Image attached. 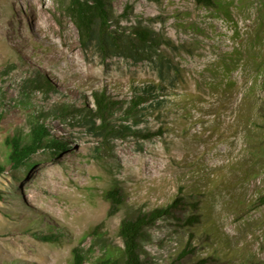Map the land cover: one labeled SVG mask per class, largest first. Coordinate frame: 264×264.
<instances>
[{
    "label": "rangeland",
    "instance_id": "374dc122",
    "mask_svg": "<svg viewBox=\"0 0 264 264\" xmlns=\"http://www.w3.org/2000/svg\"><path fill=\"white\" fill-rule=\"evenodd\" d=\"M220 1L230 19L194 0H107L111 27L152 30L156 52L104 57L56 0H0V165L30 115L67 141L28 173H0V264H75L73 249L94 264L122 247V219L166 206L140 241L148 264H264V76L252 83L242 57L264 54V0ZM257 29L259 48L247 44ZM147 86L131 114L133 88ZM95 92L119 102L106 121L124 132L101 131ZM25 93L34 108L18 105ZM112 186L124 203L109 216ZM50 229L58 244L40 239Z\"/></svg>",
    "mask_w": 264,
    "mask_h": 264
},
{
    "label": "trees",
    "instance_id": "16d2710c",
    "mask_svg": "<svg viewBox=\"0 0 264 264\" xmlns=\"http://www.w3.org/2000/svg\"><path fill=\"white\" fill-rule=\"evenodd\" d=\"M197 6L203 8H213L216 12L224 14L226 19H230L229 6L225 5L220 0H194ZM56 3L62 11L69 16L74 23L79 34V40L82 45L94 42L100 51L102 56H110L118 53H130L131 55L146 52V54L152 57V54L156 52L155 44L156 38L153 31L135 25L132 27V31L129 34L120 32L117 27L112 28L110 23L111 14L108 10L107 0H56ZM251 29V28H250ZM235 32V31H234ZM249 33L247 38V44L253 43L255 48L261 47V35L257 31H247ZM236 36L237 32H236ZM249 41V42H248ZM242 46L244 44L242 43ZM240 50L235 49V54L238 56ZM264 54H247L243 57L245 65L252 63L254 74L251 77L252 83H257L258 78L264 76ZM34 84V88L47 91L49 87L36 83V81H30ZM261 85L264 87V79L261 81ZM150 88V91L148 90ZM133 95L129 99V107L127 110H132L130 113L137 111L140 104L144 103L148 97H153V86L136 87L133 88ZM142 89V90H141ZM141 90V91H138ZM1 93V92H0ZM27 93V92H26ZM24 94L21 99L18 100V105L23 107L34 108V102L31 100L30 95ZM182 102L187 103L189 95H182ZM92 100L95 105L94 113L102 120L100 125L101 131L114 135L116 133L124 132V128L111 126L106 121L107 115L110 109L116 106L119 102L112 100L104 93L95 92L92 95ZM151 105L160 107L162 105L160 100H156V103ZM68 106L61 107V114L67 110ZM29 118V133L27 136L16 130L9 133L4 138V143L8 149L6 155V162L0 165V173L5 168L10 169L13 175H16L18 170H23L25 173L36 164L33 156L42 151L44 154H50V156H56L60 154L62 149L67 146V141L54 136L46 126L44 115L42 112L39 115H30ZM160 132V131H159ZM152 133H146L143 135L144 139L152 137ZM48 158V157H46ZM105 199L109 202V208L107 215L114 214L119 207L124 203V197L120 195L118 188L112 186L104 194ZM170 207L158 209L153 208L147 213H138L136 216H131L122 219L118 228V235L122 241V247L110 248L104 253L102 257H98L94 264H148L142 257L140 241L143 237L144 229L148 224L154 222L159 216L170 213ZM192 219L197 220L195 217ZM191 224L193 221L189 220ZM60 234L54 233L51 229L48 233L41 236V240L53 244H58ZM189 252L188 249L182 251V255ZM75 264H81L83 258L78 253L77 249H73ZM226 257V255H224ZM192 264H210L206 258H199Z\"/></svg>",
    "mask_w": 264,
    "mask_h": 264
},
{
    "label": "bare ground",
    "instance_id": "6f19581e",
    "mask_svg": "<svg viewBox=\"0 0 264 264\" xmlns=\"http://www.w3.org/2000/svg\"><path fill=\"white\" fill-rule=\"evenodd\" d=\"M32 3H33V2H32ZM42 20H43V22H47V21H46V18H44V17H42Z\"/></svg>",
    "mask_w": 264,
    "mask_h": 264
}]
</instances>
